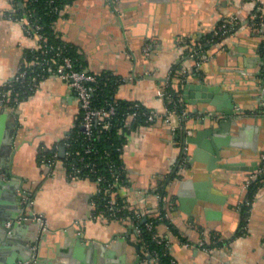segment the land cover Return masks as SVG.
I'll return each mask as SVG.
<instances>
[{"label":"crops","instance_id":"1","mask_svg":"<svg viewBox=\"0 0 264 264\" xmlns=\"http://www.w3.org/2000/svg\"><path fill=\"white\" fill-rule=\"evenodd\" d=\"M114 2L118 12L110 0H75L56 21L61 37L75 45L81 54L83 66L91 72L109 70L126 78L118 86L116 97L139 100L160 112L166 106L159 89L170 79L174 69L177 77L173 85L177 89L180 79L181 84L185 79L198 81L201 77L210 86L221 83L218 94L231 90L242 97V106L250 108L245 114L250 118L244 129L240 131L236 127L228 132L236 137V145L230 150L231 160L244 161L247 165L260 164V155L264 153V55L260 49L264 34L258 31L251 18L256 9L264 17V0ZM11 10L9 0H0V87L14 78L21 64L31 62L27 53L38 45L35 37L26 34L21 22L8 18ZM231 17L241 20L234 34L206 46L203 61L197 64L189 55L187 42H205L222 20ZM180 93L182 96L183 91ZM79 105L66 82L54 78L44 80L32 95L16 105L10 100L0 104V142L4 143L14 124L19 122L13 170L24 176L25 187L32 192V209L57 232L47 243L53 248L52 252L69 248L82 260L89 252L76 248L77 236L83 241L94 240L100 246L111 241L114 244L116 235L127 232L134 225L94 218L91 198L96 185L86 178L70 179L61 161L51 168L38 159L41 145H61L64 137L77 126ZM193 107L190 105L185 110ZM198 116L203 117L200 114L189 116L186 127L180 129L176 138L162 118L131 133V142L122 153L131 185L123 194L137 209L158 208L159 199L152 189L159 183L164 185L174 170L180 168L185 137L206 126L194 125ZM182 123L184 125V121ZM185 167H181L183 174L178 169V174L167 184L172 201H179L173 193L183 175L192 177L196 183L207 178L201 173L191 175ZM250 173L230 172V179H216L212 192L229 195L232 209L227 204L199 200L194 194L195 186L185 190L184 206L188 211H198L203 225L191 221L190 212L183 213L187 220L175 215V203L168 207V216L179 232L175 233L163 223L158 225V231L168 240L169 251L179 264H264V185L255 191L245 226L241 228L244 217L241 207L247 198L244 185ZM2 176L5 178L4 174ZM232 193L236 194L232 197ZM0 198L7 199V196ZM202 230L216 231L223 244L200 246L204 236ZM31 232L30 228L18 230L15 235L0 239V255L15 247L20 249ZM132 239L136 241L135 229ZM207 241L214 243L210 239ZM114 246V257L126 252L130 260L135 258L133 246L126 242ZM98 249L94 254L100 261L106 258V253Z\"/></svg>","mask_w":264,"mask_h":264},{"label":"built area","instance_id":"2","mask_svg":"<svg viewBox=\"0 0 264 264\" xmlns=\"http://www.w3.org/2000/svg\"><path fill=\"white\" fill-rule=\"evenodd\" d=\"M9 1L12 5V10L8 13V18L21 22L26 34L37 39L38 45L35 49L40 50V55L31 59V62L21 64L14 78L2 86L3 88L0 89V104L4 105L10 100V96L15 89L13 82H19L23 86L26 84L28 86L27 90L29 91H36L42 81L50 78L60 79L66 82L79 100L80 112L82 114L80 123L81 133L79 137L77 136L71 141L70 135L72 133L70 132L64 137V142L55 147L54 150H51L54 147L44 145L41 149V162L53 168L61 161L70 179L86 178L91 180L96 185V191L91 198V205L93 207L92 216L94 218H101L105 222H111L113 220L132 222L136 235L141 236L142 228L136 224L135 219H145V215L151 211L137 209L128 199L127 206L120 204V201H118L117 198L116 188H120L122 195H124V190L128 189V185L124 184L120 177L121 173L126 170V167L124 164L117 165L115 162L110 161L109 150H104L102 155L96 144V137L101 132L108 131L115 127L116 133L124 138L123 142L117 147V150L123 153L131 142V133L136 128L150 125L157 119L162 118L169 126L171 135L176 138L180 129L184 126L182 121L186 111L183 109L182 112H178L174 108H171L169 104L173 103V106L175 107L184 105L181 93H178V96L176 97V95L169 90L170 79H167L165 85L159 89V95L164 100L166 106L163 112L150 108L139 100H130L129 104H127L121 112L122 116H119L120 106L118 101L110 100L108 98H104L101 102L97 101L95 94L100 86L98 73L89 71L82 64L77 63L76 58L66 54L64 45L50 46L47 41V35L42 30V24L36 19H31L32 14L27 10L20 15L15 13L17 10V1ZM23 3L22 6L26 4L25 1ZM71 4L56 7V10L60 13V17L65 14V10ZM257 16L258 14L254 12L251 20L253 24H259L258 31L262 33L264 31V18L257 22L255 20ZM240 23L241 20L238 17L226 18L220 22L217 28L214 29L212 37L205 42L188 43L184 40L188 44L189 55L196 59L197 64H200L203 61L202 54L206 46L215 42L216 38H222L234 34ZM54 24L56 25V22ZM262 77L264 81V70L262 72ZM114 81L118 88L119 85L126 81V78L116 75ZM14 101H16L15 103L20 102V100H17L16 96ZM138 120H140V122L136 123ZM79 139L81 141L82 150L73 149V146H75L73 143L75 141L77 143ZM61 146H65L66 149L64 156L60 153ZM67 148L70 150H67ZM50 150L51 152L48 153ZM261 157L263 160L264 153ZM101 158L106 160V166L112 172V180L109 181L108 184V177L105 173L101 172L103 168L99 167L98 162ZM185 160L186 158L184 157V159L179 162L178 166L180 168L184 167ZM257 174H264V165L259 166L256 172L250 173L244 185L246 190L248 189L250 181L256 177ZM100 192H103L102 196L105 194L107 198V206L105 208H98L99 198H95V195H99ZM157 197L158 199H161L160 195H157ZM245 201L249 204L252 203L248 201L247 198ZM125 208L133 211V214L126 213L124 211ZM167 210H169V208ZM121 211H124L123 214H120ZM155 212L156 214H160V211L157 209ZM146 227L148 230L153 229V221H147ZM211 234L212 232L202 230V235L204 236L200 240L199 245L205 247V243L207 239L211 238ZM153 238L159 244L168 245V240L165 236L159 233L158 229L157 232L154 233ZM185 243L189 244V242ZM150 256L152 263H160L158 252H154V254ZM171 264L179 263L174 258L172 259Z\"/></svg>","mask_w":264,"mask_h":264},{"label":"water","instance_id":"3","mask_svg":"<svg viewBox=\"0 0 264 264\" xmlns=\"http://www.w3.org/2000/svg\"><path fill=\"white\" fill-rule=\"evenodd\" d=\"M110 1L114 10L118 12L114 0ZM123 3L121 0V4ZM210 85L202 77L198 81L185 79L182 82L184 109L194 105L192 109L185 110L184 127H186L185 123L189 116L198 114L203 117L195 118L194 125L206 126L203 129L198 128L194 135L185 137L180 161L185 157V171L190 170L191 175L206 174L207 178L196 183L192 177L185 178L183 175L177 191L173 193L179 197V201H172L170 193L166 200L168 207H171L173 203L176 204L174 213L179 218L187 220L183 213L190 212L189 219L202 225L198 211H188L184 206L183 194L185 190L190 186H195L194 194L199 200L218 202L223 206L227 204L228 208L232 209L233 204L228 203L229 195L212 192L216 179L221 180L224 177L230 179V172H256L260 165L259 162L247 165L244 161L231 160L233 154L230 153V150L236 145V137L230 136L228 132L236 127L240 131L244 129V125L250 118L245 114L250 108L242 106V97L235 95L236 93L231 90L218 94L221 92V83L216 86ZM215 92L217 93L215 94ZM237 105L239 108L235 109ZM18 128L19 122L14 124L11 133L4 139V143L0 142V196H7V199L0 198V239L7 235H15L18 230L30 228L33 232L24 240L20 249L15 247L13 251L0 255V264H142L143 261L152 264L150 254L143 252L140 243L132 239L134 226H130L127 232H122L114 237L115 245L118 246L126 242L135 248L136 256L132 260L129 259L126 252L121 257H114L113 248L115 246L111 244L113 241L100 246L94 240L83 241L80 236H77L75 240L76 248L87 250L89 256L79 260L78 253L70 252L69 248H60L58 253L52 252L53 248L47 243L49 238L57 232L50 229L45 219L32 209L30 202L32 192L25 187L24 176L13 170ZM192 145L194 147L190 148ZM65 150V146H61L62 156H64ZM261 161L260 155V163ZM182 168H176L173 173L178 174V169L181 171ZM183 170L180 172L181 174H183ZM3 174L5 178L2 176ZM171 179L172 176L165 183L166 186ZM235 194L232 193V197ZM25 197H27L26 200H24ZM98 248H101L103 254L106 253V258H101L100 261L94 254L98 252Z\"/></svg>","mask_w":264,"mask_h":264},{"label":"trees","instance_id":"4","mask_svg":"<svg viewBox=\"0 0 264 264\" xmlns=\"http://www.w3.org/2000/svg\"><path fill=\"white\" fill-rule=\"evenodd\" d=\"M16 6H17V10L15 13L17 14H21L23 13L25 10L31 12V19H36L38 20V22H40L43 26L42 30L43 32H45V34L47 35V41L49 43V45H64L65 47V53L71 55L72 57L77 59V63H80L83 65V59L81 57V54L78 52L77 48L75 45H73L70 42H67L66 40H63V38L60 35V32L56 29L55 27V22L58 20V18L60 17V13L58 12V10H56V7L58 6H64L65 4H71L73 3L75 0H16ZM26 2L25 5L22 6L23 2ZM24 4V3H23ZM255 12L258 14L257 18L255 19L257 22H259V20L263 19L264 17L261 16V13L258 9L255 10ZM255 27L258 28L259 24H255ZM264 34V31L261 33ZM212 34L209 35L207 39L211 38ZM219 38H216V40H218ZM188 40V39H187ZM261 51L263 52L264 55V40L262 42L261 45ZM40 55V50H36V49H31L28 53H27V57L31 60L33 58H35L36 56ZM98 77L100 80V86L98 87L97 91H96V98L98 102H101L104 98H108L110 100H116L119 102V116L121 115V112L124 110L125 106L127 104H129L130 100H123V99H119L116 97L115 93L117 90V86L115 85V78L116 75L109 70H103L101 72L98 73ZM177 77L176 73H175V69L172 72L171 76H170V82H169V90L172 91L176 97L178 96V93L181 92L182 90V84H181V79L179 82V86L178 89L175 88L174 84V78ZM180 77V76H179ZM15 85V89L13 90V93L10 96V101L12 104L16 105L17 103H15V96L17 98V100H24L26 98H28L30 95H32L35 91H29L27 90L28 86L25 84L24 86L22 84H20L19 82H13ZM3 87H0V89ZM169 106L171 108H174L175 110H177L178 112H182V110L184 109V105H180V106H173V103L169 104ZM81 119H82V114L81 112L79 113L78 116V124L77 126L71 131V135H70V140L73 141L75 137H79L80 133H81ZM140 120H138L136 123H139ZM123 137H121L120 135H118L116 133V128H112L108 131H103L101 132L99 135H97L96 137V144L99 147L102 155L104 153V150H109L110 154H109V158L110 161L115 162L117 165H123V159H122V152H120L119 150H117V147L123 142ZM64 142V139L61 141V143ZM75 144V146H73V149H78V150H82L81 149V141L79 139V141H76L73 143V145ZM60 145V144H59ZM58 144L54 146V148H52L51 150H54L55 147L59 146ZM44 145H41L39 153H38V159L41 162L42 159V152L41 149ZM75 147V148H74ZM72 149V150H73ZM48 151L49 152H51ZM67 150H70L69 148H67ZM99 167L103 168V170H101V172L105 173L106 176L108 177L107 180V184L109 183V181L112 180V172L108 169V167L106 166V160H104L103 158H101L99 160ZM264 165V159L261 161L259 166H263ZM176 173H172V177L175 175ZM93 177V176H92ZM120 177L122 178V182L124 184H127L128 187H130V180H129V176L127 171L125 170L124 172L121 173ZM264 185V174H257L256 177H254L249 185H248V189H247V200L252 202L253 198H254V194L255 191L260 187ZM117 198L118 201H120L121 205L127 206L128 205V200L127 197L122 195V192L120 191V188L117 187ZM153 192L156 195H160L161 199H159V204H158V208L157 210L160 211V214H156V209L155 210H150L151 212L146 214V218L145 219H140V220H136V224L138 226H140L142 228V234L141 236H137L136 235V240L140 243L143 252L148 253L150 255L154 254V252H158L159 256H160V263L159 264H171L172 259H174V257L171 255L170 251H169V246L165 245V244H159L156 242V240L153 238V235L155 232H157L158 229V225L160 224H167L168 226H170L175 233H178L179 230L178 228L171 222L169 216L167 215V209H168V205H167V201H166V196L168 197V190H167V186L164 184H157L154 189H152ZM101 195V196H100ZM103 192H100V194L95 195V198H99V206L98 208H105L107 206V202H106V195ZM101 197V198H100ZM249 203H247L246 201L243 203L242 205V215L244 216L242 219V223H241V228H243L245 226V221H246V216L249 212V208H250ZM124 211L128 214H133V211H130L129 209L125 208ZM124 211H121L120 214H123ZM147 221H153L154 224V228L151 230H148L146 227V222ZM211 241H214V243H208V241H206V247H211V246H215V245H222L223 241L220 239V236L216 233V231H212L211 234Z\"/></svg>","mask_w":264,"mask_h":264},{"label":"rangeland","instance_id":"5","mask_svg":"<svg viewBox=\"0 0 264 264\" xmlns=\"http://www.w3.org/2000/svg\"><path fill=\"white\" fill-rule=\"evenodd\" d=\"M33 201H34V200H32V199L30 200V202H31L32 204H33Z\"/></svg>","mask_w":264,"mask_h":264}]
</instances>
